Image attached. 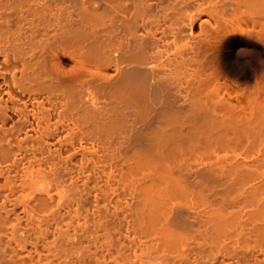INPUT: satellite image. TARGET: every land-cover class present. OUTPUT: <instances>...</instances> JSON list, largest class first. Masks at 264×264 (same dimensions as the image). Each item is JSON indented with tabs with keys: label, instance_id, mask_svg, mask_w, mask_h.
I'll return each mask as SVG.
<instances>
[{
	"label": "bare ground",
	"instance_id": "obj_1",
	"mask_svg": "<svg viewBox=\"0 0 264 264\" xmlns=\"http://www.w3.org/2000/svg\"><path fill=\"white\" fill-rule=\"evenodd\" d=\"M0 264H264V0H0Z\"/></svg>",
	"mask_w": 264,
	"mask_h": 264
}]
</instances>
